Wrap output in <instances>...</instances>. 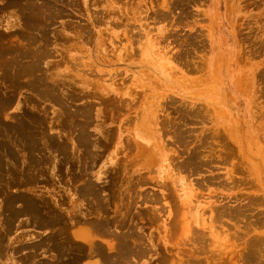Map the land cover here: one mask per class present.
<instances>
[{
  "label": "rangeland",
  "instance_id": "obj_1",
  "mask_svg": "<svg viewBox=\"0 0 264 264\" xmlns=\"http://www.w3.org/2000/svg\"><path fill=\"white\" fill-rule=\"evenodd\" d=\"M10 146L0 264H264V0H0Z\"/></svg>",
  "mask_w": 264,
  "mask_h": 264
},
{
  "label": "bare ground",
  "instance_id": "obj_2",
  "mask_svg": "<svg viewBox=\"0 0 264 264\" xmlns=\"http://www.w3.org/2000/svg\"><path fill=\"white\" fill-rule=\"evenodd\" d=\"M41 129V128H40ZM16 131V130H15ZM32 133H36V130L34 131H31ZM32 133H28V134H24V135H22V136H26V137H32ZM36 134H38V133H36ZM19 136H20V134H19ZM16 138V137H15ZM34 140V139H33ZM35 140H37V137H35ZM51 142H53L52 141V139H51ZM48 143V142H47ZM3 145H5V144H3ZM51 145V144H50ZM40 146V147H39ZM25 147L26 148H30V151H28V153L26 154V156L25 157H23V158H19V156H18V159L16 158L15 160H18V164H20L22 167L21 168H19L20 169V175H22V174H24V175H26V176H28V177H31V174H29V172L27 173V172H25V169H27V168H29V169H32V170H34V172L35 171H37V164L35 163V161L37 162V163H39L40 164V162L42 161L41 160V156H43V155H45V154H47V151L45 150L44 152H42V150H44V148H43V144H41V145H24V149H25ZM6 148V147H5ZM22 149V148H21ZM38 149H40L41 150V152H42V154H40V151L38 150ZM4 151H2V149H0V176H2L3 175V173L5 172L6 174L9 172V170H8V167H10V166H12V165H14V163L15 162H13V161H9V159H6V157H13L14 156V153L13 152H17L18 153V150L17 151H15L16 150V148H14V146H10L9 148H8V151H5L6 149H3ZM20 151V150H19ZM25 151V150H24ZM45 153V154H44ZM4 158H5V160H8V161H5L4 160ZM35 158H38V159H35ZM16 163H17V161H16ZM24 167H25V169H24ZM28 169V170H29ZM23 175V176H24ZM28 180V179H27ZM19 181L21 182L22 181V179L21 178H19ZM23 184V183H22ZM19 193V192H18ZM28 194V193H27ZM30 194V193H29ZM4 195V194H3ZM23 195V194H22ZM38 196H31V197H29V198H25V200H22V202L24 203V205H22V209L24 210V211H26L27 213H34L35 215L36 214H40V216L42 217V216H44L43 214H44V212H48L49 210H47L46 209V207H45V205L43 206V199L41 200L40 198H39V200H38ZM13 199H17V201H19V200H21V197L18 195V194H13V195H11V200H13ZM33 200H36L37 202L38 201H40L39 202V204H32V201ZM14 205V204H13ZM45 208V209H44ZM17 212H14L13 214H14V216H15V214H16ZM48 214H49V212H48ZM48 214H47V216H48ZM9 219V218H8ZM46 219V218H45ZM48 219V218H47ZM46 219V220H47ZM46 220H44L45 222H46ZM39 222H41L40 220H38ZM50 221V220H49ZM43 222V221H42ZM48 222V221H47ZM9 223V222H8ZM37 225V224H36Z\"/></svg>",
  "mask_w": 264,
  "mask_h": 264
}]
</instances>
